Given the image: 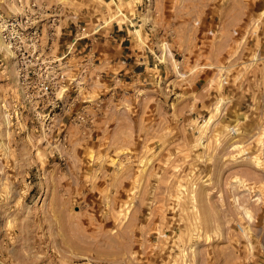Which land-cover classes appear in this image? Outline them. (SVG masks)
Wrapping results in <instances>:
<instances>
[{"label": "rangeland", "instance_id": "1", "mask_svg": "<svg viewBox=\"0 0 264 264\" xmlns=\"http://www.w3.org/2000/svg\"><path fill=\"white\" fill-rule=\"evenodd\" d=\"M30 1L68 81L0 40V264H264V0Z\"/></svg>", "mask_w": 264, "mask_h": 264}, {"label": "built area", "instance_id": "2", "mask_svg": "<svg viewBox=\"0 0 264 264\" xmlns=\"http://www.w3.org/2000/svg\"><path fill=\"white\" fill-rule=\"evenodd\" d=\"M16 2L21 7L27 4L26 0ZM35 7L36 3L30 1L22 16V13L14 17L0 14V40L4 53L14 61L17 82L24 88L27 98L38 102L49 99L62 101L65 98L63 88L68 81L67 73L62 71L58 60H50L47 56L58 33L39 31L37 24L40 22V14ZM89 36V33H75L71 50L78 41Z\"/></svg>", "mask_w": 264, "mask_h": 264}, {"label": "bare ground", "instance_id": "3", "mask_svg": "<svg viewBox=\"0 0 264 264\" xmlns=\"http://www.w3.org/2000/svg\"><path fill=\"white\" fill-rule=\"evenodd\" d=\"M0 33H1V31H0ZM3 44V43H2Z\"/></svg>", "mask_w": 264, "mask_h": 264}]
</instances>
